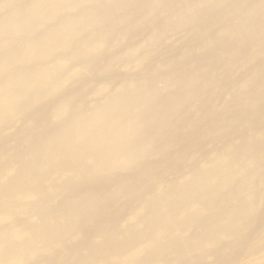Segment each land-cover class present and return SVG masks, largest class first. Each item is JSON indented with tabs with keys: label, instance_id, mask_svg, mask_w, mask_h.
<instances>
[{
	"label": "bare ground",
	"instance_id": "bare-ground-1",
	"mask_svg": "<svg viewBox=\"0 0 264 264\" xmlns=\"http://www.w3.org/2000/svg\"><path fill=\"white\" fill-rule=\"evenodd\" d=\"M0 264H264V0H0Z\"/></svg>",
	"mask_w": 264,
	"mask_h": 264
}]
</instances>
